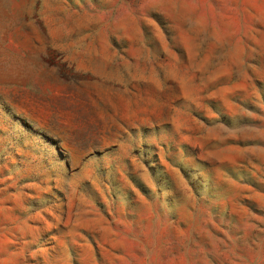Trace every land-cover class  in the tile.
I'll return each instance as SVG.
<instances>
[{
    "label": "rangeland",
    "instance_id": "rangeland-1",
    "mask_svg": "<svg viewBox=\"0 0 264 264\" xmlns=\"http://www.w3.org/2000/svg\"><path fill=\"white\" fill-rule=\"evenodd\" d=\"M0 264H264V0H0Z\"/></svg>",
    "mask_w": 264,
    "mask_h": 264
}]
</instances>
